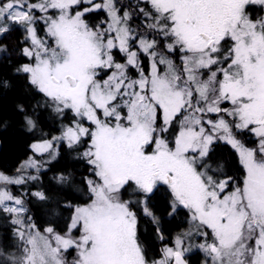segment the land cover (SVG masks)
I'll use <instances>...</instances> for the list:
<instances>
[{
  "label": "snow or ice",
  "instance_id": "snow-or-ice-1",
  "mask_svg": "<svg viewBox=\"0 0 264 264\" xmlns=\"http://www.w3.org/2000/svg\"><path fill=\"white\" fill-rule=\"evenodd\" d=\"M144 5L139 12L151 21V38L133 34L131 17L120 14L116 0H0V40L21 31L29 42L22 54L32 62L17 71L27 74L56 111L69 110L94 125L78 121L54 139L71 148L88 137L83 156L98 178L87 181L92 202L75 208L66 235L51 227L45 230L49 236L29 232L23 255L8 254L0 264H69L64 256L69 249L77 254L71 264H187L182 236L175 248L165 247L160 259L153 258L138 239L132 201L121 199L122 190L138 194L145 215L155 221L147 202L161 186L170 191L172 211L187 209L197 234L211 240L197 247L212 264H264V0H144ZM252 6H260L261 14L254 16ZM99 10L110 18L106 29L86 19ZM41 21L51 43L38 34ZM7 51L0 43V52ZM176 52L183 54L179 67L169 55ZM141 55L150 58L148 75ZM208 114L216 119H205ZM174 125L179 132L170 140L164 134L175 132ZM234 129L254 133L258 146L246 147ZM215 140L238 153L241 186L232 181L229 190L231 177H217L221 166L213 168L209 157ZM32 147L43 153L53 144ZM37 164L31 160L27 166L39 171ZM22 183V177L0 173L2 185ZM34 195L48 199L43 192ZM22 205L0 189V210L17 214L13 224H23ZM73 230L81 233L78 239ZM17 235L24 240L23 231Z\"/></svg>",
  "mask_w": 264,
  "mask_h": 264
},
{
  "label": "trees",
  "instance_id": "trees-1",
  "mask_svg": "<svg viewBox=\"0 0 264 264\" xmlns=\"http://www.w3.org/2000/svg\"><path fill=\"white\" fill-rule=\"evenodd\" d=\"M116 3L121 11L125 8L129 11L131 19L128 23L137 35L147 37L155 35L147 29V24L141 23L138 7H145L144 1L133 4L129 0H116ZM89 17L95 20H88L90 26H97L106 18L102 10L87 13L86 19ZM38 25L42 27L41 23ZM40 28L38 34L43 35ZM155 38L163 42L161 37ZM22 39V32L15 31L0 40V43L8 48L7 52H0V81L7 82V87H0V171L6 174L16 173L19 164L33 156L32 143L59 134L64 124L70 125L77 119L69 110L62 113L56 111L54 103L29 83L27 74L17 71L21 64L30 62L22 55V48L25 45ZM179 54V52L169 54L178 67L182 65ZM141 61V66L147 73L148 57L141 55ZM25 117L32 119L35 127L30 128ZM238 135L249 147H257L256 139L248 138L245 141L246 132ZM89 140L88 137H84L79 145L71 148L67 143L61 142L56 159L44 163L37 179L22 183L19 187L8 186L21 198L38 231L44 232L51 227L58 234H66L74 207L91 201L92 194L87 181L98 178L94 176L92 166L88 164L87 159L81 155L88 146ZM209 157L212 164L221 166L223 170L218 178L231 177L229 190L232 181L236 182V186L242 185L244 169L236 151L229 144L214 142L210 147ZM61 177L65 178L64 182L60 181ZM22 191L24 193H21ZM36 192L45 193L48 199L39 200L34 195ZM129 192L125 193L122 190L121 199L125 201L130 198L137 199L136 202L132 201L131 207L137 215L138 239L153 258L159 259L164 245L171 244L172 237L183 226L189 214L188 210L180 208L176 213L171 214L168 204L169 195L163 189L155 191L149 198L156 217L154 221L151 216L145 215L138 202V194L129 195ZM22 245L10 216L0 210V250L4 253V256H0V261H4L8 254L19 253ZM198 256L194 254L187 260L193 264Z\"/></svg>",
  "mask_w": 264,
  "mask_h": 264
},
{
  "label": "rangeland",
  "instance_id": "rangeland-1",
  "mask_svg": "<svg viewBox=\"0 0 264 264\" xmlns=\"http://www.w3.org/2000/svg\"><path fill=\"white\" fill-rule=\"evenodd\" d=\"M129 1H132V3L135 4L136 2L144 1V0H129ZM94 2H96V3H100V2H102V0H94ZM85 6H86V5H85ZM117 6H118V5H117ZM118 8H119V12H120L121 15H122L124 12H128V13H129V11H128L126 8H125V9H122V11L120 10V7H119V6H118ZM139 8H141V6L138 7V11H139ZM102 11H104V10H102ZM140 13H141V12H140ZM104 14H105V16H106L105 20L100 21V22L97 24V26H99L100 29H106L107 26H108V23L111 22V21H110V18H109V16H108V13H107L106 11H104ZM37 15H41V14L37 13ZM88 20H90V21H91V20H92V21H95L94 18H92V17H89ZM128 22H129V20H128ZM128 22H127V23H128ZM39 23H41L42 27L40 28L39 25H37V31H38V29L40 28V29L43 31V32H42L43 35H40V36L43 37V38H45V39H48V38L45 36V26H44L43 22L41 21V22H39ZM141 23H142V25H145V24L151 23V21L148 20L146 17H144L143 13H141ZM128 26H129V23H128ZM129 27H130V26H129ZM130 28L133 30L132 27H130ZM133 34H134V35H137V33H135L134 30H133ZM22 36H23V34H22ZM112 36L114 37V36H115V33H112ZM138 36H139V35H138ZM149 38H151V37H149ZM22 40L25 42L24 47H25V46H29V42H28L27 40L24 39V36H23V39H22ZM48 42L51 43V40L48 39ZM133 44H135V42H133ZM132 50H137V49H136V47H133ZM114 51H115V50H114ZM171 54H173V53H171ZM22 55H23V54H22ZM182 55H183L182 53H180V54L178 55V57H179L181 63H182V59H181ZM116 58H117V60H118L119 62H121V63L124 62L123 54L117 53V54H116ZM170 58L173 59L172 57H170ZM148 60H149V61H148V71H147V73L144 72L145 75H148V74L150 73V71H151V68H150V58H148ZM31 62H32V61H30L29 63H31ZM141 67H142V66H141ZM160 67H161V69L163 70V66L161 65ZM133 75L138 77V73H136L135 70H133ZM226 106L229 107V108L231 107L230 104H227ZM205 119H216V117H215V114H208V115L205 117ZM78 121L81 122V123H83V125H84L85 127H89L90 129H94V125H92L90 122H88V121H86V120H84V121H80V119L77 117V119L74 120L72 124H70V125H68V124H64L63 127H62V131H61L59 134H55V135H53V136H52L51 138H49V139L42 140V141H37V142L32 143V144H31V149H32V151H33V156H31V157H29L28 159L22 161V162L19 164L16 173H13V174H6V173H3V172H1V171H0V173H3V174H5V175L10 176V177H13V178L22 177V178L24 179V183L33 180V179L30 178L31 176H36V177H38V173L43 169V167H44V163H49V162L53 161L54 159H56V157H57V155H58V147H59L60 143H61V142H65V143H67V141H62V140L54 139V138L61 137V136L63 135L64 131L66 130L67 127H74L75 124H76ZM174 127H175V132H173V129L170 128V129H169V133H165V134H164L165 136L169 137L170 140H174L175 135H177L178 132H179V125H174ZM233 131H234V134H235L236 138L239 139V140H240V141H241L246 147H249V146L246 145V144H245V143L239 138L240 136L238 135V134H240V133H242V132H246V133H247V135H246V137H245V141H246V139H248V138L256 139V140H257V146H258V138L255 136L254 133H251V132L248 133L247 130L239 131V130L234 129ZM237 135H238V136H237ZM45 141H50V142H52V144H53V149H51V150H49V151H46V152H43V153H38V152H36V151L33 149L32 146H33L34 144H40V143H43V142H45ZM218 141H220V142H222V143H226V142H224V141H222V140H215L214 142H218ZM214 142H213V143H214ZM230 146H231V145H230ZM89 147H90V140H89V142H88V146L86 147V149H84V150L81 152V155H82V156H83V153H84L85 151H87ZM210 147H211V146H210ZM249 148H251V147H249ZM234 150H235V149H234ZM235 151H236V150H235ZM236 153H237V152H236ZM237 155H238V153H237ZM83 157H84V156H83ZM238 157H239V155H238ZM31 160H34V161H37V162H38L37 167L39 168V171H37L36 168H32V167H28V166H27V163H28L29 161H31ZM239 162H240V160H239ZM240 164H241V163H240ZM241 165H242V164H241ZM212 166H213V168L217 167V166L214 165V164H212ZM222 172H223V170H221L220 172H218V173L216 174L217 177H218ZM219 179L222 180V179H225V178H219ZM231 184H232V183H231ZM14 185H15L16 187H19L20 184H14ZM8 186H9V185H2V184H0V189L6 188V189H7V190H8V191H9L14 197L19 198V199L21 200V198H20L17 194H15V192H13L12 190H10V189L8 188ZM161 187H162V188H160V190H158V191H161V190L163 189V190L166 192V194L169 195V201H168V204H169V206H170L171 214L176 213V212H177L180 208H182V207H178V208L176 209V211L173 212V211H172V207H171V200H172V197H171L170 191L167 189L166 186H161ZM154 192H155V191H154ZM21 193H24V191H22ZM130 193H133V192L130 191V192H129V195H130ZM91 194H92V193H91ZM92 199H93V196H92ZM92 199H91L90 202H88V203H86V204H84V205L75 206V207H74V210H73V214H72V216L74 215V212H75V208H76V207H84V206L90 204V203L92 202ZM130 200H131V201H134V202L137 201L136 198H130ZM7 203H8V205H9L10 207H21V206H19V205H16L14 201H8ZM140 205H141V207H142V209H143V208H144V204H143L142 202H140ZM22 206H23V208L25 209V211H23L22 213L19 214V219L22 220L23 224H22V225H21V224H13L16 233H17V230H19V231H23V232L25 233V238H24V240H21V239H20V241L23 243V245H22L23 247H22L21 251H20L19 253H14V254H12V255H14V256L17 257V258L23 255V248L26 246V245H25V241H26V239H27V237H28L29 232L35 233L36 231H38L37 228H36V226H35L34 229L30 227V226H31L32 224H34V223H33L32 219H31V217H30V215H29V213H28L27 208L25 207V205L23 204ZM147 206H148V208L151 210V212L153 213V208H152V206H151V204H150V200H149V199H148V202H147ZM185 210H187V209H185ZM5 213H6L7 215L10 216V218H11V222H12L14 219L17 218V214H15V213H7V212H5ZM188 213H189V212H188ZM153 215H154V214H153ZM151 217H152V216H151ZM195 225H196V222H195V221H192V219H191V214L189 213L188 216H187L186 219H185V222H184L183 226H181L179 232H178L177 234H175V235L172 237V239H171V244L164 245L163 249H164L165 247H172V248H175V240H176V238H177L178 236H182V237L184 238V247H185V249H188L187 251H185V254H184V258H185V259H188V257H191V256L194 255V254H198V255H199V259H200L203 263H206V264H212V259H211V257H210L209 255H207L204 251L200 250V249L197 247L199 244L206 243V242H211V240L206 241L204 237L198 235V234H197V231H196V226H195ZM39 232H40V231H39ZM67 232H68V231H67ZM40 233H41V235L49 236V234H48L46 231H44V232H40ZM66 234H67V233H66ZM66 234H64V235H66ZM80 234H81V233H80L78 230H73V231H72V235H73L75 238H77V239L79 238V235H80ZM186 234H190V235H186ZM60 235H61V234H60ZM62 236H63V235H62ZM53 243H54V241H53ZM163 249H162L161 257H162V255H163ZM64 256H65L66 260L69 262V264H71V262H72L74 259L77 258L76 250H75V249H69L68 252L64 253ZM161 257H160V258H161ZM160 258H159V259H160Z\"/></svg>",
  "mask_w": 264,
  "mask_h": 264
},
{
  "label": "flooded vegetation",
  "instance_id": "flooded-vegetation-1",
  "mask_svg": "<svg viewBox=\"0 0 264 264\" xmlns=\"http://www.w3.org/2000/svg\"><path fill=\"white\" fill-rule=\"evenodd\" d=\"M254 11H253V15L254 16H258L261 14V9H260V6H252ZM187 260V259H186ZM188 261V260H187ZM195 263L193 264H206V263H203L200 259H199V256L198 258H195ZM189 263V262H188ZM190 264V263H189ZM192 264V263H191Z\"/></svg>",
  "mask_w": 264,
  "mask_h": 264
},
{
  "label": "water",
  "instance_id": "water-1",
  "mask_svg": "<svg viewBox=\"0 0 264 264\" xmlns=\"http://www.w3.org/2000/svg\"><path fill=\"white\" fill-rule=\"evenodd\" d=\"M184 259H185V258H184ZM185 260H186V259H185ZM186 261H187V260H186ZM187 264H189L188 261H187Z\"/></svg>",
  "mask_w": 264,
  "mask_h": 264
}]
</instances>
